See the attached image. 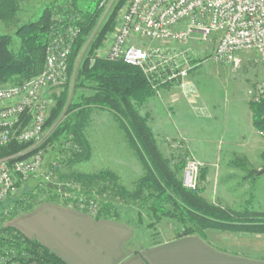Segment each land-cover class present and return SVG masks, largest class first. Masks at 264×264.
<instances>
[{"label":"trees","instance_id":"obj_1","mask_svg":"<svg viewBox=\"0 0 264 264\" xmlns=\"http://www.w3.org/2000/svg\"><path fill=\"white\" fill-rule=\"evenodd\" d=\"M22 1L0 0V20L17 25ZM102 1L98 0L93 8H79L76 1H73L74 8L68 11L56 5L45 6L37 18L17 25L15 34L20 39L17 49L12 47V35L0 33V85L39 75L45 67L47 47L52 37L65 27L76 26L79 32L68 57V79L61 85V91L54 94L50 118L45 125V128H54L47 141L39 144L33 151L44 148L47 143L54 144L58 141L62 147L66 142L73 146L69 149L66 164L81 162L90 156L91 151L86 135L90 114L95 110L109 111L139 157L144 173L136 182L133 191L121 185L119 176L110 169L92 174L76 173L72 175V180L77 182L79 187L67 188L68 191L38 187V193H29L30 195H24L10 203L5 209L9 212L0 217V223L10 219V215L29 211L45 201L61 202L76 209L82 207L80 210L85 212H91L93 209V215L98 218L122 219L118 205L113 201L97 198L98 195L110 191L121 200L148 204V210L154 216L155 222H160L162 218L177 220L183 229L177 232L176 236L195 232L204 234L207 229L263 233L264 211L249 207L232 211L207 201L199 191L184 187L182 171L185 160L180 158L178 162H173L174 157L164 155L147 117L140 112L141 105L157 95L152 84L139 67L97 55V50L107 35L115 29L116 16L127 0H117L104 23L88 43V38L105 9L101 5ZM197 60L198 58L195 62ZM74 73V94L79 88L90 89L91 93L81 94L70 100L69 89ZM162 89H171V85L164 84ZM250 108L255 129L264 133V95L259 101H251ZM32 145L31 142L12 141L0 147V158L18 156ZM32 153L31 151L25 155ZM261 158L264 161V151ZM246 162V158L242 157L234 159L231 163L246 169ZM203 170L205 169L201 170L200 180ZM246 170L249 175L258 176L256 169ZM105 181L110 185H106ZM24 183L18 182L16 186L19 189ZM12 262L68 264L40 241L31 239L8 225L0 229V264Z\"/></svg>","mask_w":264,"mask_h":264},{"label":"rangeland","instance_id":"obj_2","mask_svg":"<svg viewBox=\"0 0 264 264\" xmlns=\"http://www.w3.org/2000/svg\"><path fill=\"white\" fill-rule=\"evenodd\" d=\"M73 1H76L79 8H93L98 2V0H23L17 25L37 18L47 5H56L66 11L72 10L74 8ZM116 2L117 0H110L103 5L105 9L97 26L90 34L88 43L104 23ZM118 14L115 29L107 35L106 40L97 50V55L100 57L106 56L109 45L117 32ZM17 25L7 24L0 20V33L10 34L14 37L12 47L15 49L20 45V39L15 34ZM151 45L153 47L165 46L160 43ZM214 45L215 40L202 43L190 41L187 44L178 45L182 50L189 49V55L194 64L191 69L192 73L190 72V80L199 93L198 99L189 100L177 89H163L142 104L140 112L147 117L165 156L174 157L173 162H178L180 158L186 161L187 156L193 153L204 163L205 171L203 170L200 187L195 192L199 191V194L207 201L216 205L236 207L242 205L245 199L250 197L247 196L250 193L247 188L243 189L245 183H255L256 181L264 183V176L253 177L246 170H257L259 167L261 170L264 169V161L261 158V153L264 151V133L256 132L255 135L248 133L250 116L246 114H249V105L253 101L249 91L255 93L260 90L264 83V73L255 54L250 52L242 53V63L238 67L213 61L210 56ZM86 48L87 45L84 52ZM197 58L198 60L195 62ZM74 78L75 73L70 83V100L76 99L78 95L91 93L90 89L79 88L74 94ZM7 84L10 83L0 86ZM61 88L62 86L49 89L51 107L54 104V94L61 91ZM201 103L210 109L214 108L216 117H202L199 112ZM236 119L240 120L238 126H235ZM53 128L54 126L45 128L43 144L47 141ZM235 128H239V131L247 134L243 136L235 134ZM86 135L91 145L90 156L73 164H66L69 149L73 148L69 143L64 142L62 147L58 141L54 144L47 143L44 148L37 151H33L35 149L32 145L30 148L33 153L42 152V167L38 175L25 181L19 189L16 186L3 201L4 203L0 205V217L5 216L3 214L8 211L5 209L10 203L19 197L30 195L29 193H38V187L60 189L61 191L79 187V184L72 180V175L76 173L92 174L110 169L119 176L121 185L129 191H133L136 182L144 173V168L112 114L109 111H92L89 125L86 127ZM105 146L108 147L105 148ZM242 157L247 160V168L230 173L238 167L231 162ZM255 177L257 178L253 181ZM65 178L67 179L65 180ZM229 180L242 183V186L237 189L239 191L233 197L227 196L221 201L218 192L216 193L218 191L216 188L228 183ZM105 183L110 185L108 181ZM64 187L65 189H63ZM97 198L113 201L118 205L122 217L140 226L141 230L147 233L150 242L170 238L183 229L181 223L174 219L162 218L160 222H155L154 216L148 210V204H143L140 201H124L114 196L110 191L98 195ZM33 209L19 211L9 217H19ZM5 222L0 223V229L7 226Z\"/></svg>","mask_w":264,"mask_h":264},{"label":"built area","instance_id":"obj_3","mask_svg":"<svg viewBox=\"0 0 264 264\" xmlns=\"http://www.w3.org/2000/svg\"><path fill=\"white\" fill-rule=\"evenodd\" d=\"M122 7L105 57L139 67L157 93L169 84L189 100L199 97L190 80L194 64L189 49L178 46L190 41L215 40L211 59L233 67L241 65L242 53H254L264 73V0H127ZM78 32L71 25L52 37L39 75L0 86V147L18 141L31 142L35 148L43 142L51 111L49 89L67 81L68 57ZM152 43L165 46L153 47ZM249 94L259 101L264 83ZM28 152L31 148L18 156L0 158V205L18 182L38 175L42 152L25 155ZM203 167L193 153L187 156L184 187L198 190Z\"/></svg>","mask_w":264,"mask_h":264},{"label":"crops","instance_id":"obj_4","mask_svg":"<svg viewBox=\"0 0 264 264\" xmlns=\"http://www.w3.org/2000/svg\"><path fill=\"white\" fill-rule=\"evenodd\" d=\"M201 105L202 117H216L214 108ZM246 114L250 116L248 133L255 135L258 131L252 122L250 105ZM239 121L236 119L235 126ZM238 129L235 128V134H247ZM241 169L237 167L230 173ZM241 186L242 183L229 180L217 187L216 193L222 201L227 196L233 197ZM245 187L250 197L242 205H218L232 211L246 207L264 211V183H245ZM5 224L40 241L68 264H264V233L207 229L204 234L195 232L150 242L147 233L134 222L124 218H98L53 201L42 202L30 212L11 217Z\"/></svg>","mask_w":264,"mask_h":264},{"label":"water","instance_id":"obj_5","mask_svg":"<svg viewBox=\"0 0 264 264\" xmlns=\"http://www.w3.org/2000/svg\"><path fill=\"white\" fill-rule=\"evenodd\" d=\"M262 173H264V169H263V170H261V171H259V174H262Z\"/></svg>","mask_w":264,"mask_h":264}]
</instances>
